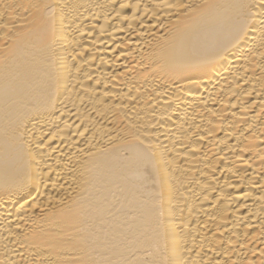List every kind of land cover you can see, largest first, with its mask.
Returning a JSON list of instances; mask_svg holds the SVG:
<instances>
[{"label": "bare ground", "instance_id": "1", "mask_svg": "<svg viewBox=\"0 0 264 264\" xmlns=\"http://www.w3.org/2000/svg\"><path fill=\"white\" fill-rule=\"evenodd\" d=\"M0 264H264V0H0Z\"/></svg>", "mask_w": 264, "mask_h": 264}]
</instances>
